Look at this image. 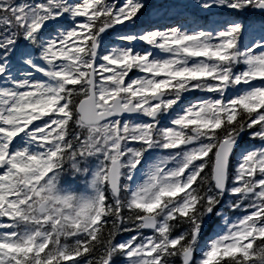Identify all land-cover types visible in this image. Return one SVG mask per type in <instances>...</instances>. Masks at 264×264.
<instances>
[{
	"label": "snow or ice",
	"instance_id": "snow-or-ice-1",
	"mask_svg": "<svg viewBox=\"0 0 264 264\" xmlns=\"http://www.w3.org/2000/svg\"><path fill=\"white\" fill-rule=\"evenodd\" d=\"M0 264H264V0H0Z\"/></svg>",
	"mask_w": 264,
	"mask_h": 264
}]
</instances>
